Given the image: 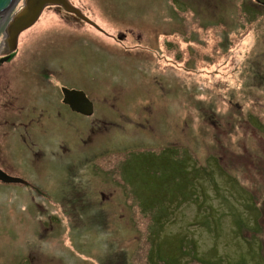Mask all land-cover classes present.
<instances>
[{"label": "rangeland", "instance_id": "rangeland-1", "mask_svg": "<svg viewBox=\"0 0 264 264\" xmlns=\"http://www.w3.org/2000/svg\"><path fill=\"white\" fill-rule=\"evenodd\" d=\"M73 2L96 26L48 7L0 66L95 102L47 125L58 159L0 151L25 175L0 181V264H264V5Z\"/></svg>", "mask_w": 264, "mask_h": 264}, {"label": "flooded vegetation", "instance_id": "flooded-vegetation-1", "mask_svg": "<svg viewBox=\"0 0 264 264\" xmlns=\"http://www.w3.org/2000/svg\"><path fill=\"white\" fill-rule=\"evenodd\" d=\"M16 51L17 49L11 54L13 55ZM45 67L48 70L51 69L50 67ZM5 69L7 70L0 72V79L4 77L7 79L12 77L11 81L14 77L15 79L11 82L13 85L11 89L6 88L4 90L2 87L0 91V151L3 148L5 153H12L13 150L20 154L24 153L22 161L24 163L29 161L30 166L32 165L33 167L40 164L41 159L48 155L49 148L54 146L52 140L47 141V129L51 128V125L47 127L50 124L49 122L54 120L60 124V128H63L67 118L64 116L65 112L67 114L69 112L72 115L88 116L73 110L65 102L63 89L68 88L75 91H84L85 93L86 91L79 86H70L60 78L61 76L51 75L48 70L36 66L22 67L19 71L17 69L8 71V67ZM86 95L93 104L94 113L95 102L87 93ZM54 105L57 107L55 113H53ZM62 109L65 110L64 113H62ZM6 128L13 130L5 133ZM23 129L24 132L22 131ZM62 135V133L59 135L60 139L63 137ZM65 139L67 142L68 139L66 137ZM49 154L52 159H58L59 155L56 153L49 152ZM0 161L2 160L0 159ZM0 168H2L1 164ZM57 214V212H53V214L47 212L45 216L48 221H52L54 217L57 218ZM60 219H56L58 220L57 222Z\"/></svg>", "mask_w": 264, "mask_h": 264}, {"label": "water", "instance_id": "water-1", "mask_svg": "<svg viewBox=\"0 0 264 264\" xmlns=\"http://www.w3.org/2000/svg\"><path fill=\"white\" fill-rule=\"evenodd\" d=\"M21 0H0V46L1 51L5 54L0 58V64L5 62L10 54L14 52L18 47V42L22 31H25L35 22L40 20V16L45 9L51 6H58L63 8L68 13L74 14L82 21L87 22L92 26L96 24L90 20L82 11L78 8L82 7V4H74L73 0H22V6L11 14L14 6L20 3ZM260 4L264 5V0H257ZM78 7V8H77ZM12 16L10 24H6V17ZM2 26H4L3 37L1 34ZM65 95V102L68 103L71 108L77 112L85 115H91L93 113V104L87 98L84 91H75L68 88L63 89ZM1 167L5 171L2 163ZM0 168V180L6 183H25L21 178L10 176L18 175L24 176L9 171H3Z\"/></svg>", "mask_w": 264, "mask_h": 264}, {"label": "bare ground", "instance_id": "bare-ground-1", "mask_svg": "<svg viewBox=\"0 0 264 264\" xmlns=\"http://www.w3.org/2000/svg\"><path fill=\"white\" fill-rule=\"evenodd\" d=\"M60 9H62L63 10V8H60ZM46 11V9L42 12V14H41V16L40 17H42V15H43V13ZM70 16H75L74 14H71V13H68ZM88 17V16H87ZM11 18H12V16L9 14V16L8 17H6L5 19H6V24L7 25H9L10 24V20H11ZM89 18V17H88ZM90 19V18H89ZM78 20H80V21H82L81 19H79L78 18ZM91 20V19H90ZM85 23H87V22H85ZM88 24V23H87ZM4 26H2V28H3ZM31 27V26H30ZM30 27H29V29H30ZM29 29H26L25 31H22L21 32V35H20V37L22 36V34L23 33H25L27 30H29ZM2 30V29H1ZM4 30V29H3ZM3 33V32H2ZM18 44H19V42H18ZM22 45V44H21ZM85 93V92H84ZM86 94V93H85ZM87 96V95H86ZM87 98H88V96H87ZM89 99V98H88Z\"/></svg>", "mask_w": 264, "mask_h": 264}, {"label": "trees", "instance_id": "trees-1", "mask_svg": "<svg viewBox=\"0 0 264 264\" xmlns=\"http://www.w3.org/2000/svg\"><path fill=\"white\" fill-rule=\"evenodd\" d=\"M147 259H149V258L147 257Z\"/></svg>", "mask_w": 264, "mask_h": 264}]
</instances>
